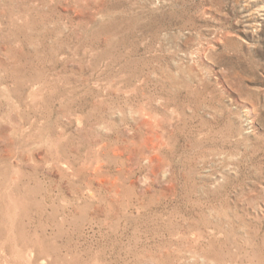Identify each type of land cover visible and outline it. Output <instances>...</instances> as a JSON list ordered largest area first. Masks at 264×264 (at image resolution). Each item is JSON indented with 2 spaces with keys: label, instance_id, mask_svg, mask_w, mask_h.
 Returning <instances> with one entry per match:
<instances>
[{
  "label": "rangeland",
  "instance_id": "obj_1",
  "mask_svg": "<svg viewBox=\"0 0 264 264\" xmlns=\"http://www.w3.org/2000/svg\"><path fill=\"white\" fill-rule=\"evenodd\" d=\"M0 264H264V0H0Z\"/></svg>",
  "mask_w": 264,
  "mask_h": 264
}]
</instances>
